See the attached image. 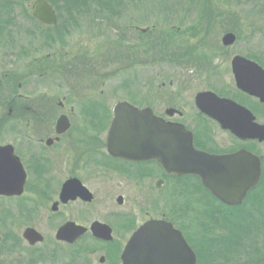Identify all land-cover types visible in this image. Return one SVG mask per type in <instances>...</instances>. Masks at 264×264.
I'll list each match as a JSON object with an SVG mask.
<instances>
[{"label":"flooded vegetation","instance_id":"flooded-vegetation-1","mask_svg":"<svg viewBox=\"0 0 264 264\" xmlns=\"http://www.w3.org/2000/svg\"><path fill=\"white\" fill-rule=\"evenodd\" d=\"M38 3L50 7L55 17L53 24L43 23L33 15ZM255 4L261 10L257 12L259 20L253 36L240 39V32L225 31L220 44L223 36L231 33L234 35L231 45L221 44L216 48L218 56L188 65L194 68L206 62L210 69L206 79L212 81L217 77L219 83L190 97L186 92L191 88L162 82L159 89L176 87L172 100L163 104L160 112L154 105L119 101L110 112L100 111L104 113V124L85 130L72 125L68 114L74 113L73 107L68 114L61 112L54 125L20 124L19 107L23 99L18 78L22 52L20 24L26 22L46 33L62 30L66 37L69 33L65 26L96 18V0H0V94L4 90L10 92L5 98L7 104H0L1 110H6L0 112V147L12 148L25 175L21 190L12 195L0 194V264H123L122 255L126 246L132 244L134 233L150 221H163L179 230L199 264L198 254L178 221L166 217L163 193L170 184L177 191V182L187 178L198 181L212 197L210 191L199 177L167 172L156 160L110 154L107 138L118 103L126 102L139 110L148 108L160 120L181 125L189 132L197 151L214 156L245 151L256 156L261 166L260 184L264 177V99L237 87L232 64L239 57L251 63H243L247 67L255 65L262 70L263 73L256 70L255 77L249 70L243 74L259 82L264 97V0H255ZM61 21L66 23L59 29ZM146 31L140 30L142 34ZM63 47L60 48L64 50ZM66 48L70 50L62 53L61 59V50L53 52L51 58L62 60L65 68L74 71L83 65H95L96 48L88 49L85 45ZM10 67L13 79L16 77L12 87L9 71H5ZM4 80L8 85L3 86ZM203 92H210L224 102L209 96L204 102L206 109H200L196 95ZM59 106L64 107L63 103ZM85 113L88 120L96 121V108ZM62 116L68 124L58 133L57 120ZM147 241L155 242L156 238ZM148 249L143 262L131 258L127 264H177L173 259L159 260L158 253ZM166 249L174 248L170 245Z\"/></svg>","mask_w":264,"mask_h":264},{"label":"rangeland","instance_id":"rangeland-1","mask_svg":"<svg viewBox=\"0 0 264 264\" xmlns=\"http://www.w3.org/2000/svg\"><path fill=\"white\" fill-rule=\"evenodd\" d=\"M100 2L96 0L95 19L65 26L69 33L66 37L62 30L46 33L21 22V125H54L61 112L68 114L73 107L74 113L68 114L72 125L88 130L104 124V113L100 111L110 112L119 101L154 105L160 112L163 104L172 100L176 87L159 89L162 82L191 88L186 92L190 97L219 83L217 77L206 79L210 73L206 62L194 68L188 65L218 56L216 48L221 46L225 31L240 32V39L253 36L259 20L257 12L261 10L255 0H117L108 8ZM119 14L123 15L117 17ZM64 23L61 21L57 27L63 28ZM140 30H147L146 34ZM66 45L96 48L95 65H83L74 71L65 68L62 60L51 58L56 50H61L59 58L70 50ZM7 70L12 87L16 77L13 79L11 67ZM3 83L8 85L5 80ZM9 94V90L0 94V104H7ZM92 108H96V121L86 118L85 110ZM0 112L6 110L0 107ZM177 184V191L172 184L164 190V213L178 221L180 230L199 253V264H230L234 259L243 263L244 254L225 256L224 249L216 246L219 238L228 235L219 220L223 219L224 207L195 179Z\"/></svg>","mask_w":264,"mask_h":264},{"label":"water","instance_id":"water-1","mask_svg":"<svg viewBox=\"0 0 264 264\" xmlns=\"http://www.w3.org/2000/svg\"><path fill=\"white\" fill-rule=\"evenodd\" d=\"M33 15L46 24L55 22L53 12L45 3H38ZM233 42L234 35L231 33L222 38L223 45ZM243 63L251 64L239 57L232 63L237 87L264 99L259 82L243 74L249 70L255 77V73L262 70ZM209 96L216 98L210 92L196 95V104L200 109H206L204 102ZM67 124L66 117H60L57 120L58 133L64 131ZM107 147L112 155L134 160L153 159L161 162L167 172L197 176L212 196L227 207L240 205L248 191L258 185L261 175L260 161L251 153L242 151L214 156L197 151L191 134L181 125L164 122L148 108L139 110L126 102H120L114 108ZM24 178L22 166L12 154V148L0 147V194L18 192L22 189ZM149 238H156V241L148 242ZM170 245L173 250L166 249ZM147 249L158 253L159 260L173 259L177 264L197 263L196 255L182 233L163 221H150L134 233L132 244L126 246L122 255L123 264L131 258L143 262Z\"/></svg>","mask_w":264,"mask_h":264},{"label":"trees","instance_id":"trees-1","mask_svg":"<svg viewBox=\"0 0 264 264\" xmlns=\"http://www.w3.org/2000/svg\"><path fill=\"white\" fill-rule=\"evenodd\" d=\"M101 1L100 4L107 8L114 3V0ZM261 183L258 188L248 193L239 206L227 207L220 203L224 210L222 209L223 215L221 214L223 219L219 217V220L224 224L228 235L226 238L224 236L219 238L220 241L216 246L224 249L225 256L244 254L246 259H243L241 264H264V184ZM197 254L199 256V253ZM230 264H240V262L234 259Z\"/></svg>","mask_w":264,"mask_h":264}]
</instances>
